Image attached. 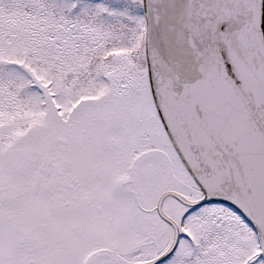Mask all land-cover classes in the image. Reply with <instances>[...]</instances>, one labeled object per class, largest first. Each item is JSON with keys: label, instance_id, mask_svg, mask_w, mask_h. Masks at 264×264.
Returning a JSON list of instances; mask_svg holds the SVG:
<instances>
[{"label": "snow or ice", "instance_id": "1", "mask_svg": "<svg viewBox=\"0 0 264 264\" xmlns=\"http://www.w3.org/2000/svg\"><path fill=\"white\" fill-rule=\"evenodd\" d=\"M0 264H264V0H0Z\"/></svg>", "mask_w": 264, "mask_h": 264}]
</instances>
